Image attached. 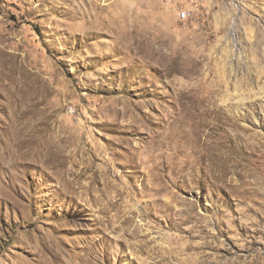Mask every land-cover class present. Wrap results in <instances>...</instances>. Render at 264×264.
I'll use <instances>...</instances> for the list:
<instances>
[{"label":"rangeland","instance_id":"rangeland-1","mask_svg":"<svg viewBox=\"0 0 264 264\" xmlns=\"http://www.w3.org/2000/svg\"><path fill=\"white\" fill-rule=\"evenodd\" d=\"M0 264H264V0H0Z\"/></svg>","mask_w":264,"mask_h":264},{"label":"built area","instance_id":"built-area-1","mask_svg":"<svg viewBox=\"0 0 264 264\" xmlns=\"http://www.w3.org/2000/svg\"><path fill=\"white\" fill-rule=\"evenodd\" d=\"M189 17V14L183 15V17H180L181 20H186Z\"/></svg>","mask_w":264,"mask_h":264},{"label":"bare ground","instance_id":"bare-ground-1","mask_svg":"<svg viewBox=\"0 0 264 264\" xmlns=\"http://www.w3.org/2000/svg\"><path fill=\"white\" fill-rule=\"evenodd\" d=\"M185 14H189L187 11H183L181 14H180V17H183V15Z\"/></svg>","mask_w":264,"mask_h":264}]
</instances>
